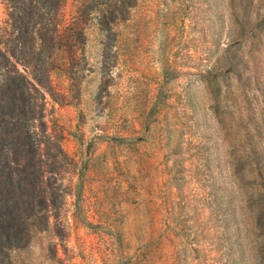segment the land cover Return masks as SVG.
<instances>
[{"label": "rangeland", "instance_id": "374dc122", "mask_svg": "<svg viewBox=\"0 0 264 264\" xmlns=\"http://www.w3.org/2000/svg\"><path fill=\"white\" fill-rule=\"evenodd\" d=\"M64 16L82 68L51 74L44 121L76 164L66 228L14 264H264L247 159L264 156V0H68Z\"/></svg>", "mask_w": 264, "mask_h": 264}, {"label": "trees", "instance_id": "16d2710c", "mask_svg": "<svg viewBox=\"0 0 264 264\" xmlns=\"http://www.w3.org/2000/svg\"><path fill=\"white\" fill-rule=\"evenodd\" d=\"M2 1L6 18L0 27V264H14L12 255L37 236L60 239L66 228L61 217L64 175L68 168L74 172L76 164L48 134L44 113L46 95L59 102L51 74L64 72L72 80L82 68L78 52L83 31L63 27L68 0ZM247 159L255 162L262 181L253 212L264 236V156L251 146Z\"/></svg>", "mask_w": 264, "mask_h": 264}]
</instances>
